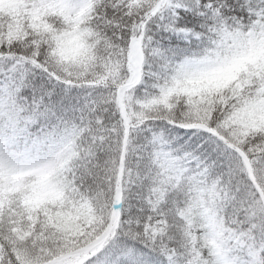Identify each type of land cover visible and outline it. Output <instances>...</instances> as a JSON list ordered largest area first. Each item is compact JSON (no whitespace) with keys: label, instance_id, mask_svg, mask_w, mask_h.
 <instances>
[{"label":"snow or ice","instance_id":"obj_1","mask_svg":"<svg viewBox=\"0 0 264 264\" xmlns=\"http://www.w3.org/2000/svg\"><path fill=\"white\" fill-rule=\"evenodd\" d=\"M0 264H264V0H0Z\"/></svg>","mask_w":264,"mask_h":264}]
</instances>
